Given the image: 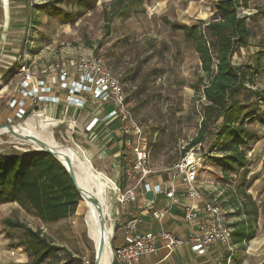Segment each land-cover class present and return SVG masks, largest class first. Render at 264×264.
<instances>
[{
	"label": "rangeland",
	"instance_id": "1",
	"mask_svg": "<svg viewBox=\"0 0 264 264\" xmlns=\"http://www.w3.org/2000/svg\"><path fill=\"white\" fill-rule=\"evenodd\" d=\"M116 1L89 0L84 5L80 0H0V124L22 123L30 115H36L39 125L41 121L49 125L52 138L62 145L64 151L90 161L106 187V218L108 222L111 220L112 246L117 226L113 219L118 192V162L108 153L110 148L103 147L107 137H96L109 134L112 128L103 120L100 127L97 124L84 138L81 119L75 123L63 122L60 115L52 119L35 111L27 102L30 97L21 91L24 85L21 81L28 75V86L23 88L28 90L36 85L37 79L47 78L50 83V76L59 74L61 69L81 56L98 57L119 80L130 113L142 130L149 164L173 166L182 158L180 150L197 130L202 100L192 85L203 72L191 42L179 30L171 29L163 18L190 23L201 18L199 16L208 20L211 12L192 8L191 0H124L129 2L128 17L119 12L109 18L116 9ZM51 7L60 8L62 13L82 11V14L64 21L50 14ZM51 86L52 90L59 87V83ZM67 94L66 91V100ZM14 99L23 100L25 113L20 118L14 115ZM86 105L94 112L102 107L96 100H88ZM248 128L254 137L247 143L248 162L244 168L224 176L208 158L201 156L196 179L204 186V193L218 205L224 189L251 181L247 192L258 206L256 235L247 244L245 253L236 254L235 261L245 259L244 264H264V126L254 121L248 124ZM19 130L30 134L25 129ZM19 130L16 129L21 133ZM208 146L209 139L193 148L201 155ZM29 150L37 149L10 131L0 134V152ZM124 156L122 161L130 164L132 153L126 150ZM118 174L124 185L133 183L125 179L119 169ZM159 174L165 175L164 172ZM79 202L72 215L55 222L40 220L16 202L0 205V264L28 262L27 253L21 246V230L5 226L3 219L6 217L19 219L33 229H41L55 244L65 246L71 252L74 264H92L93 245L84 221V203ZM61 258L66 259V255L61 254Z\"/></svg>",
	"mask_w": 264,
	"mask_h": 264
},
{
	"label": "trees",
	"instance_id": "2",
	"mask_svg": "<svg viewBox=\"0 0 264 264\" xmlns=\"http://www.w3.org/2000/svg\"><path fill=\"white\" fill-rule=\"evenodd\" d=\"M80 2L87 5L89 0ZM127 3L117 0L109 18L119 12L128 17ZM239 7L246 8V0H217L208 20L191 25L163 18L171 29L179 30L191 42L203 72L192 85L202 100L200 120L195 135L180 154L209 139V146L201 156L208 158L224 176L244 168L248 162L247 143L254 137L248 124L256 121L264 126V91L249 87L254 84L258 64L232 63L233 52L245 47L251 35L248 16H240ZM50 14L66 21L81 15L82 11L68 14L51 7ZM119 165L121 169L125 165L121 159ZM262 166L264 170V155ZM250 182L224 189L219 198L222 207L232 209L226 215L238 217L228 226L232 228L231 241L240 250L256 235L258 206L247 192ZM122 186L119 181V187ZM81 200L67 170L51 153L44 150L0 152V205L16 202L40 220L55 222L72 215ZM3 223L21 230L27 264H74L71 252L55 244L41 229H33L10 217L4 218ZM61 254L66 259L62 260Z\"/></svg>",
	"mask_w": 264,
	"mask_h": 264
},
{
	"label": "crops",
	"instance_id": "3",
	"mask_svg": "<svg viewBox=\"0 0 264 264\" xmlns=\"http://www.w3.org/2000/svg\"><path fill=\"white\" fill-rule=\"evenodd\" d=\"M217 0H198L196 1H189L191 3V7L197 10H204L209 11L210 16L214 11V6ZM189 3V4H190ZM246 9L251 11V14L248 16L247 22L249 24V28L251 31V35L248 39V43L245 47H239L236 49L232 54V63L234 65H241V64H258L259 70L256 73L254 78V84L256 89L264 91V0H246ZM201 18H197L196 20H191L190 23H181L186 25H191L198 23L199 20H207L203 16H199ZM47 79V78H46ZM43 79L44 81H47ZM38 80V79H37ZM36 80V81H37ZM34 85V84H33ZM52 87V86H51ZM54 89V90H53ZM67 90H63L62 87H54L48 93L42 92L43 95H47L48 97H53L51 100H41L37 101L30 97L27 101L29 102L30 106H33L35 111H39L40 114L44 117H57L59 118L62 116V121L66 122H79L81 119L83 123V131L87 138L89 136V132L95 129V126L101 121H105L103 123L108 124L109 128H112L111 134H98L96 137L99 138L102 136L106 138V144L103 145L104 148H110L109 154L110 156H114L117 158L116 161L118 162V169L121 171L123 177L127 179L124 175V168H126L128 163H124V167L121 169L120 167V159L125 160L124 154L126 150L128 152L131 151V146L127 144V140L133 136V134H124L122 131V122L116 118L113 119H106L105 113L111 109V104L106 101H99L102 104L101 109L94 112L88 108L87 101H94L89 96H82L77 95L79 98L84 97L85 102L83 106H75L68 102L65 99V92ZM23 101V100H21ZM97 101V100H96ZM26 102V103H27ZM102 114L100 117L99 114ZM60 115V116H59ZM59 116V117H58ZM66 117V118H65ZM93 118H97L96 122H92ZM90 126L89 129L86 127ZM100 127V125H99ZM98 128V126L96 127ZM75 137L77 134H73ZM134 137V136H133ZM264 155V154H263ZM133 156V154H132ZM133 158V157H132ZM132 162V161H131ZM147 165L151 170L148 174L140 177V174L137 173L134 175L133 178L129 179L133 181L130 185H124V181L122 177L119 179L118 169H117V189L118 192L116 193V202H115V217L114 223L116 226V234L113 238V246L118 244L121 241V226L122 223L130 217H137L141 220L140 222V230H168L173 232L177 236L185 239L191 230V228L195 227L198 222L204 218L203 213V201H210L212 203L217 204L215 201L210 199L204 193V186L198 180V185L200 192L202 194V199H190L185 195L184 187L181 182L178 180L175 183V197L173 200L167 198L164 192H155L153 190V186H159L162 190H165L168 186L169 180L172 175L171 165H160V166H151L147 161ZM158 174H152V173ZM159 172H164L165 175L159 174ZM119 181L123 183V186L119 187ZM145 184H148L150 187L147 190ZM129 187H134L135 199L134 200H124L120 202L118 200V195L122 194L126 191ZM220 198V196H219ZM220 202V199H219ZM218 205V204H217ZM185 206H192L198 212V216L196 220L193 221H185L183 218V207ZM223 213L226 214L227 212L232 211L231 208L226 209L220 205H218ZM167 209L164 217L161 220H157L155 217L152 216V210H165ZM223 214V215H224ZM227 224L230 222L238 219L236 216H226L224 215ZM230 227V226H229ZM231 228V227H230ZM232 229V228H231ZM252 240V239H251ZM249 243V242H248ZM247 249V244L245 245L244 250L238 249L237 245L235 244L234 251L230 254L225 246L221 243H217L212 245L205 254L198 255L192 250H190L187 244H182L176 247L170 254L166 255V250L160 248L156 254H150L143 256L140 258L135 264H244L245 259L241 262L235 261V257L237 253H245ZM243 255V254H242ZM235 261V262H234ZM112 264H117L115 261Z\"/></svg>",
	"mask_w": 264,
	"mask_h": 264
},
{
	"label": "built area",
	"instance_id": "4",
	"mask_svg": "<svg viewBox=\"0 0 264 264\" xmlns=\"http://www.w3.org/2000/svg\"><path fill=\"white\" fill-rule=\"evenodd\" d=\"M240 16H249L251 11L239 7ZM29 77L21 81L23 88L28 86ZM58 81V82H57ZM49 80L39 79L36 85H32L28 90L21 89L22 93L32 97L37 101L51 100V97L43 95L42 92H50L51 84L59 83V87L65 88L68 92L67 101L75 106H83L85 99L77 95L89 96L93 100L106 101L111 104V109L105 113L106 119H119L122 122V131L124 134H133L126 142L131 146L133 154L132 162L124 168V175L131 179L139 173L140 177L148 174L151 170L147 165L148 152L146 150L142 130L133 119L130 110L125 102L121 91L119 80L111 72L108 66L98 57L81 56L71 65L60 70L59 74L50 76ZM250 88L256 89L255 85H249ZM16 104L14 115L22 117L25 113L23 102L12 100ZM9 122L12 119L9 117ZM93 118L92 122H96ZM90 128L89 124L86 127ZM201 159L200 153L194 148L187 151L182 158L176 162L170 169L171 178L165 190L159 186H153L155 192H164L167 198L174 199L175 183L179 180L184 187L185 195L190 199H202L196 179L197 167ZM147 190L150 189L145 184ZM134 187H129L122 194L118 195L120 202L124 200H134ZM204 218L198 224L191 228L185 239L177 236L168 230H140L141 220L137 217H130L122 223L121 241L113 246V262L117 264H135L140 258L150 254H156L160 248L166 250V255L170 254L176 247L187 244L193 252L203 255L214 244L221 243L231 254L234 251L235 244L231 241V228L228 226L224 213L221 208L210 201H203ZM165 210H152V216L157 220L164 217ZM198 212L192 206L183 207V218L185 221L196 220Z\"/></svg>",
	"mask_w": 264,
	"mask_h": 264
},
{
	"label": "bare ground",
	"instance_id": "5",
	"mask_svg": "<svg viewBox=\"0 0 264 264\" xmlns=\"http://www.w3.org/2000/svg\"><path fill=\"white\" fill-rule=\"evenodd\" d=\"M36 115H30L27 117L22 123H18L13 125L14 130L21 128L27 130L31 135H34L41 140L45 141L46 143L50 144L51 146L57 147L60 149L61 154L67 155L71 161L72 169L74 170V174L76 176V181L78 186L84 190L82 192L81 197L84 203V221L87 228V234L89 239L92 242V247L94 249V254L98 245V240L101 236V232L99 229V221L100 217L97 212L96 206L89 200L90 196H97L103 203L104 212L106 215L107 209V197H106V187L104 183L100 179V175H98L90 163V161H86L83 157L78 154L70 153L69 151H64L61 144H58L52 138V132L49 128V125L41 121L40 125L38 123ZM42 119V118H40ZM43 120V119H42ZM20 131V130H19ZM8 128L2 127L0 128V134L8 133ZM21 132V131H20ZM22 133V132H21ZM23 134V133H22ZM32 144V143H31ZM67 147L72 148L76 152V148L66 145ZM33 148L38 149L36 146L32 145ZM109 228L104 230V235L106 240H109L112 234V225L111 220L108 222ZM112 253L110 250V246L108 241L104 245V249L101 255V259L99 264H110L111 262Z\"/></svg>",
	"mask_w": 264,
	"mask_h": 264
},
{
	"label": "water",
	"instance_id": "6",
	"mask_svg": "<svg viewBox=\"0 0 264 264\" xmlns=\"http://www.w3.org/2000/svg\"><path fill=\"white\" fill-rule=\"evenodd\" d=\"M16 124H18V123L0 124V128L6 126L8 128V130L18 139L32 143V145H34L38 148L37 150H44V151L51 153L65 167L70 178L72 179V182H73L77 192L79 193V195L81 197V194H82V192H84V190H82L78 186V183L76 181V176L74 174V170L72 169L71 161L68 158V156L61 154L60 149H58L57 147L51 146L50 144L46 143L45 141L41 140L40 138H38L34 135L22 134V133L17 132L13 128V125H16ZM85 159H86V161H88V159L86 157H85ZM89 200L96 206L97 212H98L99 217H100L99 229L101 232V236L98 240V245H97V248H96V251L94 254V258H93V263H92V264H99L100 259H101V255H102V252L104 249V245L106 244V242L108 241L111 252H113V246H112V242H111V236H110L109 240H106L107 237H105V235H104V230L106 228H109V226H108V219L106 218V215L104 212V207H103L102 201L97 196H90ZM112 260H113V255L111 257V262H112ZM111 262H110V264H111Z\"/></svg>",
	"mask_w": 264,
	"mask_h": 264
}]
</instances>
